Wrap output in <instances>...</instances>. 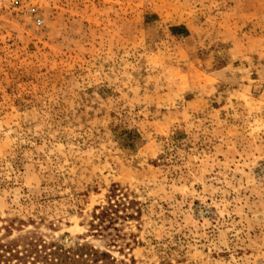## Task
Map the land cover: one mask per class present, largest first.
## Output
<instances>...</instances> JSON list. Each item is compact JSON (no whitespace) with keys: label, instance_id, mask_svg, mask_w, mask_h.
<instances>
[{"label":"rangeland","instance_id":"rangeland-1","mask_svg":"<svg viewBox=\"0 0 264 264\" xmlns=\"http://www.w3.org/2000/svg\"><path fill=\"white\" fill-rule=\"evenodd\" d=\"M18 1L0 9V264L55 246L264 264V0Z\"/></svg>","mask_w":264,"mask_h":264},{"label":"trees","instance_id":"trees-1","mask_svg":"<svg viewBox=\"0 0 264 264\" xmlns=\"http://www.w3.org/2000/svg\"><path fill=\"white\" fill-rule=\"evenodd\" d=\"M183 30H184L183 27H173L172 32L174 34V32L180 31L184 35L185 32H183ZM116 190H117L116 186H113L108 197L107 206L98 209L99 212L93 214L92 218L94 220H97L98 225H101L102 223L107 221V219L110 217L109 213L117 214L118 211L116 209H113L114 206L116 208L117 206L114 204H110L112 198L116 196L115 195ZM112 220L113 219H110L108 223L111 224ZM99 257H107V255L100 254V256H98V253L96 251H93L92 249H88L84 246H78L74 249H63L61 247L55 246L54 250L51 251L50 254L45 255V257L37 256V259L38 260L41 259L39 261L41 264H77L79 262L84 264L89 260V258H92L90 261L97 262L99 260Z\"/></svg>","mask_w":264,"mask_h":264},{"label":"built area","instance_id":"built-area-1","mask_svg":"<svg viewBox=\"0 0 264 264\" xmlns=\"http://www.w3.org/2000/svg\"><path fill=\"white\" fill-rule=\"evenodd\" d=\"M19 5L20 4L18 0H0V9L16 10L19 8ZM23 12L25 13L26 17L31 20V15L34 14L35 10L31 7H27L23 10ZM34 23L39 26L42 21L40 18L36 17L34 19Z\"/></svg>","mask_w":264,"mask_h":264},{"label":"crops","instance_id":"crops-1","mask_svg":"<svg viewBox=\"0 0 264 264\" xmlns=\"http://www.w3.org/2000/svg\"><path fill=\"white\" fill-rule=\"evenodd\" d=\"M179 35V34H178Z\"/></svg>","mask_w":264,"mask_h":264}]
</instances>
